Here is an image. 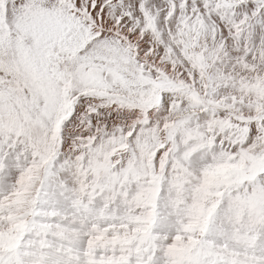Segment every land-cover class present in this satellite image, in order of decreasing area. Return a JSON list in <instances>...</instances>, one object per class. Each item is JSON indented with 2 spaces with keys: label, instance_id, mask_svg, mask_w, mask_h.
Returning <instances> with one entry per match:
<instances>
[{
  "label": "snow or ice",
  "instance_id": "obj_1",
  "mask_svg": "<svg viewBox=\"0 0 264 264\" xmlns=\"http://www.w3.org/2000/svg\"><path fill=\"white\" fill-rule=\"evenodd\" d=\"M0 264H264V0H0Z\"/></svg>",
  "mask_w": 264,
  "mask_h": 264
}]
</instances>
